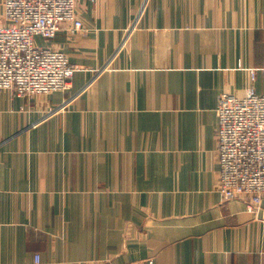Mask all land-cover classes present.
Returning a JSON list of instances; mask_svg holds the SVG:
<instances>
[{
  "label": "crops",
  "instance_id": "crops-1",
  "mask_svg": "<svg viewBox=\"0 0 264 264\" xmlns=\"http://www.w3.org/2000/svg\"><path fill=\"white\" fill-rule=\"evenodd\" d=\"M77 13L37 39L78 67L70 89L0 91V264H264V197H222L216 137L222 94L264 95V0Z\"/></svg>",
  "mask_w": 264,
  "mask_h": 264
},
{
  "label": "built area",
  "instance_id": "built-area-1",
  "mask_svg": "<svg viewBox=\"0 0 264 264\" xmlns=\"http://www.w3.org/2000/svg\"><path fill=\"white\" fill-rule=\"evenodd\" d=\"M79 0H3L0 22V91L33 98L70 89L78 67L60 50L42 47L62 30L84 29ZM241 67V66H240ZM257 69H250L255 81ZM218 192L226 201L248 197V211L264 197V95L250 87L244 98L222 94L216 108ZM36 263L40 258L36 257ZM148 264H155L153 260Z\"/></svg>",
  "mask_w": 264,
  "mask_h": 264
},
{
  "label": "rangeland",
  "instance_id": "rangeland-1",
  "mask_svg": "<svg viewBox=\"0 0 264 264\" xmlns=\"http://www.w3.org/2000/svg\"><path fill=\"white\" fill-rule=\"evenodd\" d=\"M2 14V13H1ZM2 18V16H0V19ZM3 22V21H2ZM36 42H40L39 40H37ZM37 44H39V43H37Z\"/></svg>",
  "mask_w": 264,
  "mask_h": 264
}]
</instances>
